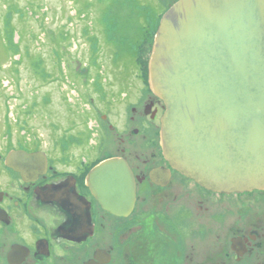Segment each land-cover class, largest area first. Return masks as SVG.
Masks as SVG:
<instances>
[{"label":"flooded vegetation","instance_id":"flooded-vegetation-1","mask_svg":"<svg viewBox=\"0 0 264 264\" xmlns=\"http://www.w3.org/2000/svg\"><path fill=\"white\" fill-rule=\"evenodd\" d=\"M139 66L116 95L140 127L101 116L119 137L116 153L102 155L109 138L82 155L77 143L59 144V153L31 144L0 154V264H264V190L215 192L175 170L161 144L165 104L149 64L146 77ZM12 150L44 153L46 171L25 179L5 163ZM110 158L126 160L136 179L127 216L105 211L88 184Z\"/></svg>","mask_w":264,"mask_h":264},{"label":"water","instance_id":"water-1","mask_svg":"<svg viewBox=\"0 0 264 264\" xmlns=\"http://www.w3.org/2000/svg\"><path fill=\"white\" fill-rule=\"evenodd\" d=\"M149 77L175 170L215 192L264 190V0L176 1L157 28ZM5 163L25 179L47 169L42 152L13 150ZM88 184L105 211L133 210L126 160L100 162Z\"/></svg>","mask_w":264,"mask_h":264},{"label":"rangeland","instance_id":"rangeland-1","mask_svg":"<svg viewBox=\"0 0 264 264\" xmlns=\"http://www.w3.org/2000/svg\"><path fill=\"white\" fill-rule=\"evenodd\" d=\"M173 1L0 0V154L28 145L27 129L30 145L53 153L61 143L83 151L109 138L102 155L116 153L108 124L140 127L116 94L136 59L147 76L159 16Z\"/></svg>","mask_w":264,"mask_h":264},{"label":"trees","instance_id":"trees-1","mask_svg":"<svg viewBox=\"0 0 264 264\" xmlns=\"http://www.w3.org/2000/svg\"><path fill=\"white\" fill-rule=\"evenodd\" d=\"M174 2H176V0H174L172 3H170V5L165 9V11L168 10V9L172 6V4H173ZM163 13H164V12H163ZM162 16H163V15H162V13H161V15L159 16V20L161 19ZM138 27H139V26H138ZM153 41H154V38H153ZM136 48H137V47H136ZM136 48H135V49H136ZM137 55H138V52H135V57H137ZM135 62H136L137 65H139V64H138V63H139V60L136 59ZM38 66H39V64H38ZM24 130L26 131V129H24ZM30 135H31V134H29L28 129H27L25 137H22V138L24 139V140L21 141V143H22L23 145H25V144L30 145V144H29V142H31V140H29Z\"/></svg>","mask_w":264,"mask_h":264},{"label":"bare ground","instance_id":"bare-ground-1","mask_svg":"<svg viewBox=\"0 0 264 264\" xmlns=\"http://www.w3.org/2000/svg\"><path fill=\"white\" fill-rule=\"evenodd\" d=\"M97 166V165H96Z\"/></svg>","mask_w":264,"mask_h":264}]
</instances>
